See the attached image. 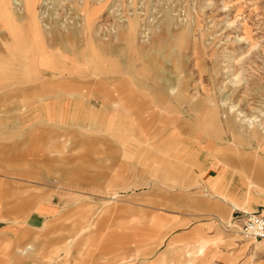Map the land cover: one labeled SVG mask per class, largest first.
<instances>
[{
	"label": "rangeland",
	"instance_id": "obj_1",
	"mask_svg": "<svg viewBox=\"0 0 264 264\" xmlns=\"http://www.w3.org/2000/svg\"><path fill=\"white\" fill-rule=\"evenodd\" d=\"M19 1L22 12L15 4ZM34 1L27 12L25 0H6L7 16L0 17V31L9 33L12 42L22 40L24 32L29 34L35 20L47 28L54 23L64 32L76 30L88 37L94 32L110 33L134 12L142 15V30L156 29L167 19L189 42L182 75L190 76L191 93L213 95L214 102L205 106L218 107L220 114L218 118L190 117L184 124L179 120L171 125L155 124L164 125L165 132L175 131L169 138V151L155 145L145 147L138 122L128 118L114 122L120 133L112 138L100 121L91 140H85L77 127L57 129L40 124L47 112L38 106L49 101L59 106L78 92L85 93V99L100 95L94 91L101 89L95 83L102 78L93 74L92 66L114 71L119 62L116 57L65 65L72 68L70 74L55 70L52 63L27 65L23 68L28 73L26 80H0V163L6 211L0 221V239L7 240L0 264H62L65 257L79 256L80 250L94 251V235L121 229L127 224V213L133 216L128 222L138 232L145 222L141 206L148 204L143 192L161 189L173 194L186 188L183 183L194 178L200 150L224 162L230 186L244 195L245 206L235 209L229 226L236 240L232 254L223 261L264 264V241L246 236L243 230L246 216H264V151L254 142L233 146L231 125L223 115L228 112V121L237 128L248 124L243 119L253 123L254 128L247 126L264 141V0ZM51 40V34H43V44H52ZM28 43L27 38L20 44L22 49L14 46L17 59L33 52ZM6 46L0 43V60L8 54ZM164 64L172 66V59L165 58ZM231 105L236 108L231 110ZM78 114L70 112L62 118L58 112L54 116L67 122L76 120ZM63 132H72L68 145L63 144ZM160 159H176L173 177L163 178L162 170H154ZM12 160L17 162L13 167ZM14 170L19 179L7 178ZM14 201L19 202L15 210ZM46 207L50 215H36V210L45 212ZM28 246L31 251L22 254Z\"/></svg>",
	"mask_w": 264,
	"mask_h": 264
},
{
	"label": "crops",
	"instance_id": "obj_2",
	"mask_svg": "<svg viewBox=\"0 0 264 264\" xmlns=\"http://www.w3.org/2000/svg\"><path fill=\"white\" fill-rule=\"evenodd\" d=\"M141 17V13L134 12L126 21L116 23L110 33L101 35L94 32L88 37L86 33L80 34L76 30L64 32L54 23L45 28L39 20L33 22L31 32H24L23 39L20 38L18 42H12L9 33L1 30L0 43L7 45L8 54L5 52V60H0V80H26L28 73L23 68L27 65L34 67L44 62L52 63L55 70L70 74L72 68L65 65L76 62L90 64L94 60L116 57L119 62L114 71L109 67L92 66L93 74L102 78L95 83L101 89L94 91L100 92V95L85 99L87 95L78 92L74 98H65L59 106L51 101L44 102L38 109H44L47 117L40 124L57 129L77 127L82 138L91 140L92 134L97 132L98 122L102 121L106 131L110 130L108 136L112 138V134L120 133L115 129L114 122L128 118L138 122L140 141L145 147L155 145L169 151V138L174 136L175 131L165 132L164 125L156 127L155 124L171 125L175 120L184 124L190 117L218 118L220 113L218 107L205 106L214 102V96L200 91L192 94L190 76L182 75L188 63L185 54L189 50V42L186 36L167 19L162 20L156 29L142 30ZM2 33L5 38H1ZM45 33L51 34L52 44H43ZM27 38L33 52H25L23 57L17 59L12 53L14 46L25 43ZM167 57L172 59V66L164 64ZM78 83L83 85L80 81ZM95 107H98L97 112ZM26 108L27 105L23 107ZM58 112L63 113L62 118L70 112L82 113V116L78 114L76 120L66 122L54 116ZM223 115L231 125L233 146L254 142L257 148L264 151V141L250 127L241 124L237 128L228 121V112H223ZM90 121H93L92 125H89ZM214 132L217 133L218 129ZM71 133L63 132L60 135L64 138L63 144L68 145ZM242 134H246L245 139ZM1 150L0 147V154ZM175 160H157L153 168L155 171L162 170L163 178L173 177ZM16 163L12 160L11 166ZM194 164L195 176L183 183L186 188L173 194L161 189L143 192L148 204L141 206L145 222H142L138 232L135 225L128 222L133 221V216L127 213V224L121 229L94 235V251L80 250L79 256L65 257L62 264H228L223 260L231 256L233 242L236 241L229 226L235 209L240 210L241 206H245L244 195L237 192L238 188L235 192V188L230 186L224 162L212 158L208 151L200 150ZM1 171L0 163V221H3L6 211ZM17 174L18 171L14 170L7 178L17 180L19 178L14 176ZM18 204L14 201V210ZM49 210L47 207L45 212L36 210V215L44 218L50 215ZM6 241L5 238L0 239V254L6 249ZM15 242L20 241L16 239ZM31 249L32 246H28L21 253L25 254Z\"/></svg>",
	"mask_w": 264,
	"mask_h": 264
},
{
	"label": "built area",
	"instance_id": "obj_3",
	"mask_svg": "<svg viewBox=\"0 0 264 264\" xmlns=\"http://www.w3.org/2000/svg\"><path fill=\"white\" fill-rule=\"evenodd\" d=\"M243 230L246 236L264 241V216L249 214L244 218Z\"/></svg>",
	"mask_w": 264,
	"mask_h": 264
},
{
	"label": "bare ground",
	"instance_id": "obj_4",
	"mask_svg": "<svg viewBox=\"0 0 264 264\" xmlns=\"http://www.w3.org/2000/svg\"><path fill=\"white\" fill-rule=\"evenodd\" d=\"M5 3H6V0H0V17L1 18H3V19H5V17L7 16V15H5L6 14V11H5V8H4V6H5ZM15 3V2H14ZM34 3H35V1L34 0H25V10L27 9V12L28 11H30V9L34 6ZM16 4V6H18L19 8H17L20 12H22L23 10H22V7H21V3H20V1L19 2H16L15 3ZM10 18H11V16H10ZM36 19H37V17H36ZM10 23V22H9ZM38 23V22H37ZM49 26V25H48ZM13 27V26H12ZM16 27V26H15ZM32 27V26H31ZM62 27V26H61ZM126 27V26H125ZM16 28H18V26L16 27ZM46 28V27H45ZM63 28V27H62ZM8 30V29H7ZM22 35V34H21ZM144 41V40H143ZM29 44V43H28ZM20 48H21V46H20ZM22 49V48H21ZM16 51V50H15ZM16 53V52H15ZM16 57V56H15ZM230 57V56H229ZM231 59V58H230ZM236 77V76H235ZM232 81V80H231ZM237 82V81H236ZM235 88V87H234ZM232 106V105H231ZM236 107H234V106H232V108H231V110H234ZM238 111V110H237ZM244 113V112H243ZM242 113V114H243ZM239 114H241V112H239ZM245 116H246V114H245ZM244 118V117H243ZM248 118V117H247ZM250 119V118H249ZM264 119V118H263ZM243 122H247L249 125H250V127H252L253 126V123H251V122H249L248 120H242ZM247 124V125H248ZM257 125V124H256ZM260 126V125H259ZM252 128H254V126L252 127Z\"/></svg>",
	"mask_w": 264,
	"mask_h": 264
}]
</instances>
